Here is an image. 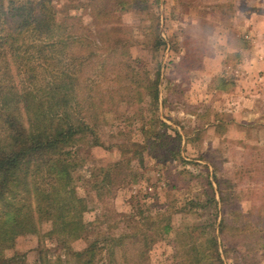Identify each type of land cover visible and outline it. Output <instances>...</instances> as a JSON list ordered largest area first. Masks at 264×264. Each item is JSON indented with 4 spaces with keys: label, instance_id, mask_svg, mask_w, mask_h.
<instances>
[{
    "label": "rangeland",
    "instance_id": "rangeland-1",
    "mask_svg": "<svg viewBox=\"0 0 264 264\" xmlns=\"http://www.w3.org/2000/svg\"><path fill=\"white\" fill-rule=\"evenodd\" d=\"M50 2L76 52H96L82 76L113 113L71 149L85 209L69 248L96 242L92 264H264V0ZM68 253L27 234L5 256L88 257Z\"/></svg>",
    "mask_w": 264,
    "mask_h": 264
},
{
    "label": "trees",
    "instance_id": "trees-1",
    "mask_svg": "<svg viewBox=\"0 0 264 264\" xmlns=\"http://www.w3.org/2000/svg\"><path fill=\"white\" fill-rule=\"evenodd\" d=\"M59 13L50 0H0V264H27L5 256L27 234L54 240L77 259L88 256L83 264L97 250L96 242L69 248L83 233L85 209L71 187L69 158L77 138L95 140L98 123L113 113L97 107L96 83L82 76L96 52L89 43L86 55L76 52L85 39L69 34ZM86 113L93 122H84Z\"/></svg>",
    "mask_w": 264,
    "mask_h": 264
}]
</instances>
